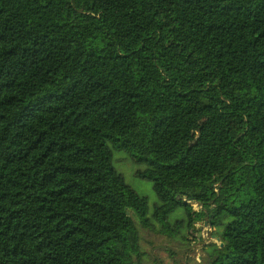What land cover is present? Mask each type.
Segmentation results:
<instances>
[{
  "label": "trees",
  "instance_id": "16d2710c",
  "mask_svg": "<svg viewBox=\"0 0 264 264\" xmlns=\"http://www.w3.org/2000/svg\"><path fill=\"white\" fill-rule=\"evenodd\" d=\"M114 149L207 264H264V0H0V264L140 263Z\"/></svg>",
  "mask_w": 264,
  "mask_h": 264
},
{
  "label": "rangeland",
  "instance_id": "374dc122",
  "mask_svg": "<svg viewBox=\"0 0 264 264\" xmlns=\"http://www.w3.org/2000/svg\"><path fill=\"white\" fill-rule=\"evenodd\" d=\"M112 165L123 176L125 182L147 201L146 217L152 220V227H143L134 217L140 234L142 257L139 264H207L205 248L210 243H218L210 237L214 228L205 221H198L193 229L179 222L186 219L185 207L178 206L161 221H155L152 214L159 200L153 190L152 181L136 175L138 169H144L145 163L134 161L124 150L114 149ZM194 210H198L192 206Z\"/></svg>",
  "mask_w": 264,
  "mask_h": 264
},
{
  "label": "built area",
  "instance_id": "2783aa9c",
  "mask_svg": "<svg viewBox=\"0 0 264 264\" xmlns=\"http://www.w3.org/2000/svg\"><path fill=\"white\" fill-rule=\"evenodd\" d=\"M193 206H194L195 208H198V207H199L197 204H193Z\"/></svg>",
  "mask_w": 264,
  "mask_h": 264
}]
</instances>
